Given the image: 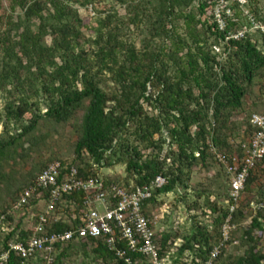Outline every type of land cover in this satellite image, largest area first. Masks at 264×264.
Segmentation results:
<instances>
[{"label": "trees", "instance_id": "obj_1", "mask_svg": "<svg viewBox=\"0 0 264 264\" xmlns=\"http://www.w3.org/2000/svg\"><path fill=\"white\" fill-rule=\"evenodd\" d=\"M95 1L0 0V92L5 99L0 162L23 154L26 149L18 141L36 128L41 117L60 125L76 117L81 119L75 144L76 163L60 159L46 163L25 187L18 188L9 209L0 211V217L5 215L7 221L13 220L9 212L20 194L55 161L66 167L74 165L82 177L100 176L94 165L101 168L126 164L128 173L135 178L133 185L129 181L125 184L131 191L151 184L158 175L165 176L167 183L155 189L152 197L143 203L144 212L153 217L165 205L163 196L179 187L188 189L187 181L194 166L208 168L210 160L216 161L212 145L229 157L235 153L244 155L243 145L248 140L231 141L226 131L233 134L229 120L244 106L246 83L264 76V31L260 32L261 41L254 40L249 32L233 37L232 31L243 24L239 19L240 3L235 2L234 17L227 18L225 28L221 29L218 20L209 23L203 19L211 6L207 0H199L197 12L187 11L197 0H116L126 6L129 16L124 19L114 8L107 10L104 16H98L95 35L89 37L83 31L84 20L77 5L93 6ZM255 17L264 25L260 10L255 11ZM179 19L186 26L183 36L176 34L174 24ZM147 23L153 42L156 38L170 39V48L164 42L158 48L149 43L138 49L134 41L122 37L126 24L138 29ZM49 36L51 43L47 41ZM221 41L226 42L225 51H228L225 62L213 50ZM110 84L112 91L105 87ZM42 105L46 106L44 113ZM145 105L156 113L150 115ZM12 123L21 126L19 133H11ZM249 129L250 138L255 132L251 123ZM131 135L136 142H130ZM140 144L155 153L145 155ZM20 146L23 152L19 153ZM260 164L264 167V158L250 173L245 191L252 190ZM222 168L228 178L229 193L220 200L226 202L230 197V177ZM100 177L106 187L117 183ZM65 199V205L61 206L69 216L85 210L84 192L66 195ZM220 200L208 202L214 214L211 224L196 222L192 232L183 236L179 252L182 256L190 253L192 259L176 260L172 264L206 263L211 250L222 239V227L231 215L233 202L224 205ZM257 202H264V193ZM36 203L33 199L31 205ZM246 215L240 206L232 213L231 224L235 228L227 246L247 249L229 264H264V242L263 246L259 243L264 236V209H256L240 241L234 233ZM70 226L61 220L51 224L49 231H64ZM30 231L19 223L5 235L1 245L7 247L12 237L23 240ZM177 238L173 232H163L158 237L162 258ZM81 243L83 248L94 245L92 251L103 264H128L126 258L147 264L145 257L132 251L124 239H117L115 248L104 238H89ZM72 244L73 241L66 247H58L53 264H62ZM119 249L125 251L124 256H118ZM226 250L227 247L222 249L215 264ZM22 261L12 254L8 264H22Z\"/></svg>", "mask_w": 264, "mask_h": 264}, {"label": "rangeland", "instance_id": "obj_2", "mask_svg": "<svg viewBox=\"0 0 264 264\" xmlns=\"http://www.w3.org/2000/svg\"><path fill=\"white\" fill-rule=\"evenodd\" d=\"M210 3V7L207 10V14L203 19L212 23L213 21H220L222 28H225L227 18H233L235 14V2H239L238 7L239 19L243 23L236 31H232L233 35H240L241 33L249 32L254 40L261 41V31H264V25L255 17V11L260 10L264 14V0H207ZM199 4V0L195 2V6L189 8L187 11L197 12L196 7ZM79 8L80 16L84 20L83 31L89 37L95 35V28L97 27L98 16H104L107 10L115 9L118 11L121 17L126 19L129 16L128 9L125 5H121L116 0H96L93 6H81ZM19 14H22L19 11ZM17 16V15H16ZM238 20V18H236ZM37 23V22H35ZM176 34L185 35L186 26L183 19L175 21ZM171 28V26H168ZM36 28V27H35ZM150 24H143L140 28H136L132 25H125L122 32V37L129 42H135L138 49H142L145 45L152 43L153 47H159L164 42L168 48L171 47L172 40L164 38H156L153 42L151 36ZM47 41L52 42V37H48ZM211 41L213 39L211 38ZM226 42L221 41L217 44L213 50L219 55V59L223 62L228 57V51H225ZM87 46V45H86ZM108 91L114 90L113 85L105 86ZM248 92L244 97V106L236 112L229 120V127L232 129V133L226 131L227 135H230L229 140L241 143L249 138V125L250 117L254 112L264 113V76L256 77L254 81L249 84L246 83ZM0 92V137L4 134L5 130V99L1 96ZM146 106V105H145ZM147 112L152 115L155 111H152L148 106ZM42 112L46 111V106L42 105ZM80 117L72 119L66 125H60L48 119L41 117L36 128L22 137L18 143L24 146L26 149L23 152V146H20L19 153L22 155H16L14 160H7L0 162V211L9 209L17 197L19 189L26 186L32 175L35 176L46 163L55 159H60L68 163H76L75 144L80 134ZM11 133H19L21 126L10 125ZM134 129V127H133ZM131 143H134L135 137L133 135L128 136ZM136 142V141H135ZM139 148L145 155H151L155 153L152 149H147L145 144H140ZM87 157V156H85ZM88 158V157H87ZM89 159V158H88ZM89 162L93 161L89 159ZM94 163V162H93ZM94 170L98 175L104 178L116 181L119 184L133 185L135 178H133L127 171L126 164H116L112 167H101L94 165ZM190 178L187 181L188 189L179 187L173 193H169L163 196V203L165 205L154 212V229L160 236L163 232H173L179 236L176 243L171 247L168 254V261H190L192 256L186 252L183 256L179 252V246L182 243L183 236L190 234L193 230V226L196 222H200L202 225L211 224L214 214L210 212L208 202L214 199L223 200L229 193V184L227 175L219 163L214 160H210L207 167H203L200 164L194 166L191 170ZM255 181L252 184V190L250 192L245 191L242 196L240 208H243L246 212V217L242 220L241 224H238L237 231H235V239L241 241L243 231L247 229L252 217L256 213V207L252 203H258V199L264 193V167L259 165L255 171ZM19 188V189H18ZM202 196H201V195ZM223 202L226 205V202ZM44 206L42 203L31 206L29 208L24 207L21 210L9 212L12 215L10 224L7 228H15L19 223L23 228L32 227L36 215L42 212ZM65 211L61 210L59 213ZM240 226V229H239ZM264 237V236H263ZM259 239L260 246H263L264 239ZM66 247V246H65ZM94 245L88 244L86 248H83L81 241L73 242L71 248L67 251L62 264H103L102 260L96 258L93 253ZM247 247H241L238 245L228 244L227 250L224 256L218 261L217 264H229V262L236 256L242 255ZM59 251L56 253V255ZM185 259V260H184ZM187 259V260H186ZM37 264V262L35 263Z\"/></svg>", "mask_w": 264, "mask_h": 264}, {"label": "built area", "instance_id": "obj_3", "mask_svg": "<svg viewBox=\"0 0 264 264\" xmlns=\"http://www.w3.org/2000/svg\"><path fill=\"white\" fill-rule=\"evenodd\" d=\"M220 23V21H219ZM226 25V23H225ZM220 27L221 23H220ZM244 35H233L240 37ZM250 123L254 134L243 145L244 155L240 157L234 154L229 157L221 153L212 145L211 151L215 155L217 163L222 165L230 179V197L227 203L231 205V215L222 227V239L211 250L205 264H215L223 248L227 247L231 230L235 225L231 224L232 213L240 206L246 183L250 173L255 170L264 158V113L254 112ZM167 178L158 175L151 184L128 190L125 184L112 183L106 187L104 179L100 176L82 177L78 169L72 165L66 167L61 161H55L47 166L38 175L35 183L27 187L15 202L12 212L31 205L36 200V205L42 203L44 209L36 215L31 230L23 239L12 237L7 247L1 244L6 234L15 228H7L10 220L6 216L0 217V264H8L11 255L23 259L22 264H53L58 247H65L70 242L86 241L89 238H104L112 248L116 247L117 239L127 240L132 251L141 253L147 260V264H172L167 257H161L160 237L154 229V216L147 215L143 210V203L150 199L153 191L163 187ZM84 192V207L80 214L59 213L61 205H65L66 195L76 192ZM34 205V206H36ZM256 209H264V202L252 203ZM66 220L71 225L64 231H49L53 223ZM19 237V230L16 233ZM118 256L125 255L124 250H117ZM128 264H142L141 261H132L126 258Z\"/></svg>", "mask_w": 264, "mask_h": 264}]
</instances>
